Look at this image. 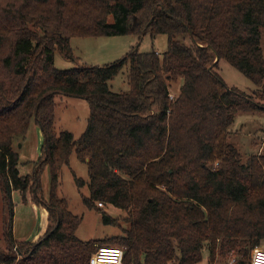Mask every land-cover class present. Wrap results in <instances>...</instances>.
<instances>
[{
    "label": "trees",
    "instance_id": "16d2710c",
    "mask_svg": "<svg viewBox=\"0 0 264 264\" xmlns=\"http://www.w3.org/2000/svg\"><path fill=\"white\" fill-rule=\"evenodd\" d=\"M263 29L264 0H0V180L8 213L0 264H90L99 246L124 249L123 264H200L204 249L209 264H249L264 245V152L243 156L229 140L238 113L264 111ZM129 34L166 35L167 51L55 67L57 52L75 60L73 37ZM221 61L257 90L229 88ZM126 66L129 91L113 92L109 83ZM57 97L88 103L78 139L57 132ZM32 122L43 135L42 156L32 175L21 176L14 144ZM73 153L88 165L83 203L120 235L76 236L82 219L56 192ZM47 167L48 201L40 181ZM13 192L25 202L29 194L54 222L34 244L14 239ZM108 207L125 213L124 226Z\"/></svg>",
    "mask_w": 264,
    "mask_h": 264
},
{
    "label": "rangeland",
    "instance_id": "374dc122",
    "mask_svg": "<svg viewBox=\"0 0 264 264\" xmlns=\"http://www.w3.org/2000/svg\"><path fill=\"white\" fill-rule=\"evenodd\" d=\"M261 32V45L264 51V29ZM180 40L187 45L191 43L190 38L186 35L181 36ZM70 47L75 60H67L57 52L55 54V67L57 69L69 70L78 65L103 66L123 58L134 50L140 53L155 51L162 56L167 51L168 37L158 35L152 38L149 34L141 39L130 34L98 38L73 37L70 40ZM128 74L129 67L126 66L109 83L113 92L129 91ZM218 74L229 88H236L249 95L257 90V86L252 81L225 61L220 62ZM180 86L181 82L173 85L170 91L171 95L175 96ZM55 101L57 132L68 131L74 135L75 139H78L86 131L88 125V103L74 97H57ZM230 130L229 141L237 147L243 156L264 152L263 110L238 113ZM42 146L43 135L41 129L36 123L32 122L27 134L14 144V150L19 155L18 170L21 176H30L34 173L35 164L42 156ZM75 177L84 182L82 186H78ZM40 181L41 193L44 199L48 201L51 189V175L48 167L42 172ZM88 182V165L81 162L73 153L69 165L63 167L60 173V181L56 192L58 197L67 199L71 213L82 219L76 236L82 241H99L120 235L121 231L118 227L104 224L101 214L95 210H89L83 203V198L89 197ZM27 196L28 201L25 202L19 192L12 193L14 204L13 236L17 242L34 244L45 235L48 226L54 227V222L48 220V212L45 208L32 203L30 195ZM105 211L113 218H121L120 224L124 226L125 213L112 207L105 208ZM6 220H8V213L3 204L2 182L0 180V250L3 252H6L7 249L3 239ZM259 248L264 249V245ZM202 255L203 260L200 264H209L208 250L204 249ZM230 262L231 260L228 262L227 259H219L217 264H229Z\"/></svg>",
    "mask_w": 264,
    "mask_h": 264
},
{
    "label": "built area",
    "instance_id": "2783aa9c",
    "mask_svg": "<svg viewBox=\"0 0 264 264\" xmlns=\"http://www.w3.org/2000/svg\"><path fill=\"white\" fill-rule=\"evenodd\" d=\"M174 95L170 94V99H174ZM102 207V204H99ZM125 250L120 247L103 246L97 248L90 259V264H123ZM235 260H231L229 264H234ZM249 264H264V249L256 248L252 251Z\"/></svg>",
    "mask_w": 264,
    "mask_h": 264
}]
</instances>
